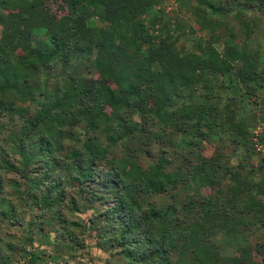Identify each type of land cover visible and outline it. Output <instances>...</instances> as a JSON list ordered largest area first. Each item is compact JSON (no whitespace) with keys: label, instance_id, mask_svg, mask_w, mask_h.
Returning <instances> with one entry per match:
<instances>
[{"label":"trees","instance_id":"trees-1","mask_svg":"<svg viewBox=\"0 0 264 264\" xmlns=\"http://www.w3.org/2000/svg\"><path fill=\"white\" fill-rule=\"evenodd\" d=\"M224 1L0 0L11 13H0V118H8L7 132L0 129V228L15 229L0 231V264L20 263L14 252L51 231L60 257L82 249L90 231L114 264H250L243 237L264 227V186L201 151L212 139L238 149L250 143L264 70L249 48L264 24V0ZM170 2L189 11L196 29L185 34L167 17ZM46 8L63 14L48 17ZM247 11L259 18L250 23ZM197 31L207 39L196 43ZM34 35L46 40L36 44ZM93 50L99 79H40ZM228 74L236 83H221ZM67 190L77 191L75 202H95L87 223L71 214L83 206L65 208ZM224 239L242 255L221 256ZM28 254V264L45 255Z\"/></svg>","mask_w":264,"mask_h":264},{"label":"rangeland","instance_id":"rangeland-1","mask_svg":"<svg viewBox=\"0 0 264 264\" xmlns=\"http://www.w3.org/2000/svg\"><path fill=\"white\" fill-rule=\"evenodd\" d=\"M224 1V0H223ZM240 2V0H232L229 3V6L234 7L236 3ZM225 4V1L223 2ZM227 4V3H226ZM203 11V10H202ZM0 13L11 15V13L3 8L0 7ZM63 14L62 10L60 9H47L46 8V15L48 17H55L56 15ZM165 14L167 17L171 18L174 21H178L185 26L184 33L187 34L189 26L194 27L196 29V23L192 18V15L189 11H178V6L173 3H167ZM246 18L252 20L255 17V21L259 18L258 12L247 11L245 12ZM263 19V18H262ZM182 20V21H181ZM252 23V22H250ZM94 24L96 27H105V24L99 17H96L94 20ZM261 30L258 31L257 37L252 40L250 44L249 50L251 52L258 51L261 54V61L256 60V52H253V58L256 60L259 70H264V24L261 25ZM224 28H229V24H225ZM241 29V28H240ZM2 37V27L0 26V38ZM184 36L180 37L179 42L184 41ZM196 43L201 42L207 39L206 32H199L194 36ZM242 37L238 38L241 39ZM34 43L39 44L46 40L43 35H34L33 36ZM258 43V45H257ZM262 43V46H261ZM259 45L261 48H259ZM259 48V49H258ZM23 49L21 48L18 53H20ZM95 56L96 52L90 51L86 52L85 54L77 55L76 57H66L61 60L56 66L50 70L48 73H42L40 75V79L44 80L45 78H52V77H59L65 78L67 76L72 75L74 77H83L88 80L92 79H99L100 77L97 75V70L95 66ZM259 58V57H258ZM236 78L233 74L225 75L221 78V83L229 84V83H236ZM224 90V89H223ZM225 91V90H224ZM227 94L232 92L225 91ZM241 95L240 91L237 93ZM250 119L254 124V128H252L249 136L248 147L246 149H238L240 147H236L229 139H212L209 142L203 143V148L201 151V156L204 159L208 160V163H225L226 166L231 168L233 172H237L242 177L251 178L254 183L260 184L264 186V97L263 99L259 100L257 106L251 108ZM8 118L5 119L0 118V129L4 133L7 130H4L5 123H7ZM17 121L14 120V124ZM9 129V128H8ZM201 157V158H202ZM202 162V161H200ZM198 163V162H197ZM210 167V166H209ZM208 167V172H211L210 168ZM213 180V184L216 182L215 176ZM228 181H223L222 186L227 188ZM75 186L77 189L83 188L79 187L76 183ZM89 189V190H88ZM83 188L85 190L84 196L89 199L95 197L94 191L92 188ZM86 193H90L89 195ZM226 198L231 197L229 195H225ZM79 194L77 191H70L67 190L65 193V201L64 206L65 208H70L74 204H78V206H83V211H74L71 214L78 219H81L83 222L87 223L88 218L93 214V207L92 205L95 202H75V200L80 201ZM264 201V197H261ZM164 199H161V201ZM86 203V204H85ZM93 203V204H92ZM99 205V204H98ZM235 203H232L230 208L234 210L236 208ZM75 206V205H74ZM77 206V205H76ZM97 206V205H96ZM0 231L3 234L6 233H14L15 229H10L9 227L0 228ZM90 232V231H89ZM88 231L85 234V246L80 249L79 251L75 252V254L67 255L60 257L57 256L58 253L53 250V238H55V233L53 231L46 233V236H39L34 235V246L27 247L28 251H20L16 250L14 252L15 258L17 260L20 258V263H15L14 261H10V264H23L24 261H21L23 257L28 258L29 254L33 252L36 255H40L45 253L40 259L37 261V264H106L110 262L114 264L116 262V257L111 254L104 252L102 249L98 248L95 239L89 236ZM244 247L247 250L246 258L250 260V264H264V249H259L260 251L254 252L253 248H258L261 244H264V227L255 228L251 230V232H246L244 234ZM220 239V238H219ZM222 239V238H221ZM220 239V240H221ZM219 244L224 249L223 252L220 254L224 257H238L241 254V251L237 250L233 241L224 239L223 241H219ZM248 247V248H247ZM250 247V248H249ZM60 257L59 260L53 261V257ZM63 258V259H62Z\"/></svg>","mask_w":264,"mask_h":264},{"label":"built area","instance_id":"built-area-1","mask_svg":"<svg viewBox=\"0 0 264 264\" xmlns=\"http://www.w3.org/2000/svg\"><path fill=\"white\" fill-rule=\"evenodd\" d=\"M23 264H28V263L25 262V263H23Z\"/></svg>","mask_w":264,"mask_h":264}]
</instances>
